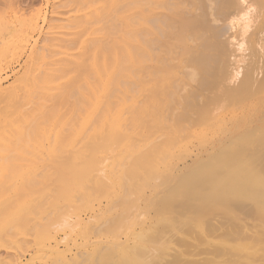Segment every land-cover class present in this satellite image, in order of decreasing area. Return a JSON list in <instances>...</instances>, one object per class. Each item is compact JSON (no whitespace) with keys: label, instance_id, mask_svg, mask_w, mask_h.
I'll use <instances>...</instances> for the list:
<instances>
[{"label":"rangeland","instance_id":"rangeland-1","mask_svg":"<svg viewBox=\"0 0 264 264\" xmlns=\"http://www.w3.org/2000/svg\"><path fill=\"white\" fill-rule=\"evenodd\" d=\"M90 2L0 0V264H264V0H112L106 134L87 60L63 59Z\"/></svg>","mask_w":264,"mask_h":264},{"label":"bare ground","instance_id":"bare-ground-1","mask_svg":"<svg viewBox=\"0 0 264 264\" xmlns=\"http://www.w3.org/2000/svg\"><path fill=\"white\" fill-rule=\"evenodd\" d=\"M81 1V0H80ZM90 1V0H89ZM113 1H115V0H113ZM92 2L93 3H91L90 4V6H89V9L92 7V10L90 11V12H84V13H82V14H80V16H82V18L81 19H79V21H80V24L81 23H83L85 26L84 27H86V25H87V27H88V24H90V23H93L94 24V21L96 22V24L94 25V27H93V24H90V25H92V28H90L91 30H89V37L86 39V40H83L81 43H80V46H79V52H78V54H77V56H80V58H78V57H76L74 54H72V53H69L68 51H66V52H64L63 53V55H64V57H63V59L65 60V61H67V62H77L76 64H83V62L82 63H80L79 62V60H81V61H83V60H87L86 62V64L88 65V67L92 70V76H93V82H90V81H86L87 82V89H88V94H87V99H91L92 101H93V105H92V107L94 108V109H92V111H94V113H92V116H93V114L97 117V116H99L101 119H104V121H102V124L100 123V125L98 126L99 128H97L96 130H98V133H100V134H102V133H104V134H106V133H109L110 131L112 132V0H92ZM114 3H116V2H114ZM86 4H87V2H86ZM85 4V5H86ZM88 4H89V2H88ZM92 4H93V6H92ZM77 5H80V4H77ZM84 5V4H83ZM88 10V9H87ZM87 10H85V11H87ZM83 11V10H82ZM80 12V11H79ZM60 16V15H59ZM85 29V28H84ZM61 38V37H60ZM81 39V38H80ZM51 47V46H50ZM125 48H126V46H125ZM49 49V48H48ZM117 49V48H116ZM32 56H34L33 54H32ZM86 57V58H85ZM76 58H78V60H76ZM76 60V61H75ZM45 61V60H44ZM31 62H33V61H31ZM31 69H32V67H31ZM36 70V69H35ZM28 71V70H27ZM31 72V71H30ZM39 72V71H38ZM86 72V71H85ZM40 73V72H39ZM88 73V72H87ZM29 74V73H28ZM31 76V75H30ZM88 76V75H87ZM24 77V76H23ZM33 78V77H32ZM79 79V78H78ZM76 80V79H75ZM88 80V79H87ZM33 81V80H32ZM28 82V81H27ZM23 83V82H22ZM25 83V82H24ZM49 85L47 86V90L45 89V97H44V99L42 100V101H39V105L38 104H36V106L38 105L41 109L43 108V107H47L48 106V104L50 103L51 104V102L53 103L57 98H61V97H63V92H61V91H59V88H61V90H63V85H57V83L56 84H53V83H48ZM76 84V83H75ZM22 85V84H21ZM28 85V84H27ZM64 85H66V83L64 84ZM14 87H16V86H14ZM18 87H20V86H18ZM33 87V86H32ZM17 88V87H16ZM23 88V87H22ZM14 89V88H13ZM12 89V90H13ZM18 89V88H17ZM24 89H25V87H24ZM27 89V88H26ZM31 89H34V88H31ZM36 89H37V87H36ZM65 89V88H64ZM15 90V89H14ZM22 91H23V89H22ZM29 91V90H28ZM37 91V90H36ZM9 92V91H8ZM7 92V93H8ZM11 92V91H10ZM15 93H16V91H14ZM21 92V91H20ZM25 93V92H24ZM68 93V92H67ZM13 94V93H12ZM65 94V93H64ZM69 94V93H68ZM86 94V93H85ZM8 95H11V94H8ZM20 95V94H19ZM25 95V94H24ZM35 95V94H34ZM36 95H38V94H36ZM35 95V98L37 97ZM27 96V95H26ZM32 96V95H31ZM30 96V97H31ZM89 96V97H88ZM12 97H13V95H12ZM14 97H15V94H14ZM22 97V96H21ZM20 97V98H21ZM28 97H29V95H28ZM34 97V96H33ZM13 99V98H12ZM23 99V98H22ZM27 99H32V98H27ZM62 99V98H61ZM60 100V99H59ZM58 100V101H59ZM24 101H26V100H24ZM27 102V101H26ZM62 102V101H61ZM64 102V101H63ZM22 103V102H21ZM28 103H30V102H28ZM24 104V103H23ZM49 104V106L51 107V105ZM60 104V103H59ZM30 105H32V104H30ZM25 106V105H24ZM27 106H29V105H27ZM35 106V105H34ZM49 107V108H50ZM9 108V106H7V109ZM11 108V107H10ZM11 109H13V108H11ZM31 109V108H30ZM39 109V108H38ZM51 109V108H50ZM40 110V109H39ZM12 111V110H11ZM41 111H43V109L41 110ZM57 111V110H56ZM70 111V110H69ZM89 111H91V110H89ZM91 111V112H92ZM6 112H7V110H6ZM35 112V111H34ZM12 113H14V112H12ZM15 114V113H14ZM52 114V113H51ZM6 115V114H5ZM11 115V114H10ZM89 115H91L90 113H89ZM147 115V114H146ZM4 116V115H3ZM14 116V115H13ZM95 116H93L94 118H95ZM15 117H17V116H15ZM62 117V116H61ZM99 117H98V119H99ZM7 119V118H6ZM98 119H96V121H99ZM10 120V119H9ZM14 120V119H13ZM53 120V119H52ZM87 121H89L90 122V120H87ZM89 122H87V123H89ZM4 123V122H3ZM2 123V124H3ZM6 125V124H5ZM15 126V125H14ZM52 126V125H51ZM96 126H97V124H96ZM95 126V127H96ZM33 127V126H32ZM36 127V126H35ZM13 128V127H12ZM39 128H41V127H39ZM105 128H107L106 129V131L105 132H103V130L105 129ZM14 129V128H13ZM99 129H101L102 130V133H101V131L99 132ZM36 130V129H35ZM27 131V130H26ZM38 131V130H37ZM42 131V130H41ZM107 131H109V132H107ZM51 132V131H50ZM97 132V131H96ZM57 133V132H56ZM2 134V133H1ZM94 134V133H93ZM4 135V134H3ZM2 135V136H3ZM57 135H59V134H57ZM4 136H6V135H4ZM92 136V135H91ZM14 137V136H13ZM58 137V136H57ZM0 138H1V140H2V137L0 136ZM4 138V137H3ZM101 138V137H100ZM99 138V139H100ZM5 139V138H4ZM15 139V138H14ZM103 139V138H102ZM0 140V143L2 142ZM13 140V139H12ZM11 140V141H12ZM110 140V139H109ZM4 141V140H3ZM9 141V140H8ZM16 141V140H15ZM26 142V141H25ZM109 142V141H108ZM6 143V142H5ZM13 142H11V143H9L8 145H7V147H5L6 149H2V148H0L1 150V153L2 152H5V150L7 151H9V149L11 148V145H13L12 144ZM49 143V142H48ZM2 144V143H1ZM36 144V143H35ZM100 144H102V143H100ZM106 144V143H105ZM104 144V145H105ZM108 144V143H107ZM25 145V144H24ZM1 146V145H0ZM51 146V145H50ZM102 146V145H101ZM104 147V146H103ZM15 147L13 146V148L12 149H14ZM110 148V147H109ZM112 148V147H111ZM12 149H10L11 151H12ZM100 149V148H99ZM103 149V148H102ZM51 150H53V148H51ZM50 150V151H51ZM106 151V150H105ZM111 151V153H112V150H110ZM53 152V151H52ZM97 152H99V151H97ZM106 152H109V151H106ZM106 152H102V153H105L106 154ZM79 153V152H78ZM102 153H101V155H102ZM110 154V153H109ZM107 155H108V153H107ZM106 155V156H107ZM112 155V154H111ZM111 155L109 156L110 158H108V156L106 157L105 156V158H103V159H100L99 158V160H98V158L97 157H99V156H96V159L97 160H95L94 161V163H93V166H95L96 165V161H97V164H99V166H102L103 165V167L100 169V170H97L96 169V172L97 173H92L93 175H94V177H93V179H86L85 180V182H84V187H87L90 183H92L93 185H89L88 187H90L91 188V191H88V192H90V193H88L87 192V194H85L84 195V200L87 202V203H90V202H93V201H95V200H97V198H99V197H106L107 195H108V193H109V191H108V189H107V187L101 182L102 180H104L105 179V177H106V174H105V176H104V174H103V172H105V168H107L108 170H109V172L112 170L111 168V163L109 164V161L108 160H110V159H112V157H111ZM78 157V156H77ZM31 158V157H30ZM44 158V159H43ZM43 158H40V159H42V160H45V157H43ZM108 158V159H107ZM34 160H36V158L34 159ZM63 160V159H62ZM36 161H38V160H36ZM76 162V161H75ZM100 162V163H99ZM111 165V166H110ZM110 167V168H109ZM96 168V167H95ZM98 168H100V167H98ZM95 171V170H94ZM111 173V176H112V171L110 172ZM90 175V174H89ZM91 177H92V175H90ZM107 176H109V174L107 175ZM109 178H111V177H109ZM107 179V178H106ZM112 181V180H111ZM109 182H110V179H109ZM84 189H86V188H84ZM84 189H82V190H84ZM94 192V194H91V193H93ZM110 195V194H109ZM110 199V198H109ZM110 202V201H109ZM109 202H106L107 204H106V206L108 205V204H111V203H109ZM85 204V203H84ZM86 205V204H85ZM98 208H96V209H93L92 211H93V214H97V212H101L100 211V209H102L103 208V206H102V201H100L99 203H98ZM91 208V207H90ZM108 208V207H107ZM82 214L80 213V215H77L76 216V219H78V220H80V221H83V219H81V216ZM71 217V216H70ZM70 217H68L67 219H69ZM91 217V216H90ZM66 219V218H65ZM71 219V218H70ZM67 221V220H66ZM66 227H69V226H66ZM58 231H59V229H58ZM69 232H70V230H69ZM59 235V234H58ZM53 239H55L54 237L52 238V239H50V240H48L47 242L48 243H50V242H52V240ZM46 241V240H45ZM56 241V240H55ZM55 241H54V243H55ZM95 241V240H94ZM94 241H92V242H94ZM97 241V240H96ZM100 241V240H99ZM57 242V241H56ZM60 242V243H59ZM58 243L59 244H61V241H58ZM99 242L97 241L96 243H92V244H87L88 246H92L93 244V247H94V249L96 250V251H98L97 249H100V244H98ZM101 243V242H100ZM44 243L42 242V245H43ZM59 244H54V245H56L57 246V248H55V249H57L58 250V248H59ZM63 244V243H62ZM84 244V243H83ZM102 244V243H101ZM136 244V243H135ZM41 245V246H42ZM46 245V244H45ZM45 245H43V247H44V249L46 248V250L47 251H50V253L52 254L54 251H55V249H54V245L52 246V243H50L49 245H47V246H45ZM59 245V246H58ZM67 245V244H66ZM82 245V244H81ZM86 245V244H85ZM110 245H112V244H110ZM134 245V244H133ZM138 245V244H137ZM37 246H39V245H36V247ZM80 246V245H79ZM88 246H85V247H88ZM35 246H34V248H36ZM67 247V246H66ZM69 247V246H68ZM92 247V248H93ZM135 247V246H134ZM79 247H77V249H78ZM130 248V247H129ZM31 249V248H30ZM33 249V248H32ZM69 249H71L70 247H69ZM87 249V248H86ZM71 250H73V249H71ZM71 250L70 251H68V249L66 250V251H68V255H69V252H70V254L72 253L71 252ZM91 250V249H90ZM95 250L93 251V252H95ZM128 250V249H127ZM130 250V249H129ZM134 250V249H133ZM21 251V250H20ZM34 251V250H33ZM86 252H88L87 250H85ZM40 252V251H39ZM59 252V251H58ZM63 252V251H62ZM92 252V254H94ZM33 253V252H32ZM41 253V252H40ZM45 253H48V252H45ZM49 253V254H50ZM55 253V252H54ZM7 254V253H6ZM50 254V255H51ZM66 254V253H65ZM100 254V253H99ZM121 254H123V253H121ZM127 254V253H126ZM17 255H18V253H17ZM47 256L45 257V255L43 254V256H44V258H47L48 257V254H46ZM16 256V255H15ZM19 256V255H18ZM33 256H35V255H33ZM33 256L31 257V258H33ZM42 256V254L40 255V257H39V254H38V258L37 257H35L36 259V261H38V264H43L44 262H42V261H45V260H43L42 258H43V256ZM67 256V255H66ZM125 256V255H124ZM19 257H21V256H19ZM19 257L18 258H16V259H19ZM77 256H75V258H76ZM127 257V259H126V261L128 262V260L130 259L131 260V258L127 255L126 256ZM125 257V258H126ZM128 257H129V259H128ZM66 258V257H65ZM75 258H72V259H74V260H76ZM106 258H108V257H106ZM124 258V259H125ZM136 258V257H135ZM49 259H51V258H49ZM56 259V258H55ZM55 259H54V257H53V260H54V262H55ZM60 259V258H59ZM59 259H57V260H59ZM64 259V257L62 258V260ZM68 259V258H67ZM71 259V258H70ZM70 259L68 260V261H70ZM28 260H30V259H28ZM28 260H27V263H25V264H35L36 263V261H34V258L32 259V261H29L28 262ZM52 260V259H51ZM52 260V261H53ZM65 260V259H64ZM129 260V261H130ZM51 261V262H52ZM67 261V260H66ZM125 261V260H124ZM18 262H19V260H18ZM65 262V261H64ZM63 262V263H64ZM75 262V261H74ZM15 263H17V262H15ZM20 263V262H19ZM18 263V264H19ZM56 263V262H55ZM66 263V262H65ZM71 263V262H70ZM76 263H77V261H76ZM21 264V263H20ZM44 264H47V261H45V263Z\"/></svg>","mask_w":264,"mask_h":264}]
</instances>
